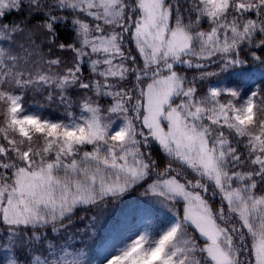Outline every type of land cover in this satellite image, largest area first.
I'll return each instance as SVG.
<instances>
[{
	"label": "trees",
	"instance_id": "obj_1",
	"mask_svg": "<svg viewBox=\"0 0 264 264\" xmlns=\"http://www.w3.org/2000/svg\"><path fill=\"white\" fill-rule=\"evenodd\" d=\"M103 1L94 6V0H0L3 254L13 252L24 264L33 253L41 258L65 254L64 245L97 255L104 237L90 232L89 214H100L126 196L151 195L149 179L164 175L202 196L216 223L238 239L240 262L248 251L251 264L255 242L264 238V170L251 166L254 157H264V0H159L158 31L147 42H140L136 33L145 0H114L112 6ZM173 35L185 39L182 50L172 52H179L176 57L166 52ZM153 42L157 50L147 52ZM176 59L189 65L169 70L179 89L168 103L203 133L218 181L163 149L143 130L136 106L143 105L146 80L137 74ZM114 64L123 73L107 74ZM122 103L123 116L133 122L128 135L137 143L124 138L113 145L104 137L67 143L54 130L64 127L80 137L90 109L108 120L122 119L111 113ZM220 108L228 119L236 113L241 121L224 123ZM118 127L103 129L112 136ZM131 161L135 172L145 175L141 180L124 170ZM32 172L47 173L50 185L40 195L18 194L19 183ZM105 180L125 188L113 195L96 194ZM251 200L259 201L257 214ZM176 208L181 217L182 206ZM8 239L12 242L4 241Z\"/></svg>",
	"mask_w": 264,
	"mask_h": 264
},
{
	"label": "rangeland",
	"instance_id": "obj_2",
	"mask_svg": "<svg viewBox=\"0 0 264 264\" xmlns=\"http://www.w3.org/2000/svg\"><path fill=\"white\" fill-rule=\"evenodd\" d=\"M104 3L112 6L114 0H104ZM159 3V0H148L147 3L145 0L141 6L143 14L136 32L140 42H147L152 36H156L154 32L158 31ZM173 38L175 41L167 44L166 52L176 57L179 52H172L175 48L176 51H181L185 46V39L181 35H173ZM154 44L155 42L151 44L147 52L151 51ZM152 50L157 48L154 47ZM188 65L189 61L186 59L166 60L151 70L137 74L139 80L142 79L141 76H145L146 81L141 88L143 105L139 107L135 104V106L141 109L143 130L146 129L145 132L151 133L163 149H168L191 166H199L218 181L215 160L212 158L203 133L183 121L180 115L181 110L172 107L174 104L170 106L168 103L179 89V84L177 85L174 77L175 72L170 73L169 70L173 67H177L178 70L184 69ZM119 67L114 64L112 68L106 70V73L111 75L123 73L122 69L121 72L118 71ZM85 98L89 99V96L85 95ZM118 102L119 100L116 99L114 105ZM85 105L90 104L85 102ZM87 108L90 107H85ZM111 113L123 118L108 120L97 109H90L87 112L88 115L84 117L88 127L80 134V137H72L64 127L54 128V130L60 138L66 137L67 143L79 138L94 140L103 137L105 141L111 139L113 145L115 141L122 143L124 138H127L131 144L137 143L134 137L128 135L133 122L130 118L123 116V103L114 108ZM218 113L224 123L233 124L241 121L236 113L229 119L223 109L220 108ZM244 113H246L245 110ZM123 119L126 121L120 124ZM104 125L108 128L119 127L117 131L111 132L113 135L110 136L108 129H103ZM140 136L143 140L147 139L145 134ZM135 149L137 148L130 151ZM251 166L253 169L260 167L264 170V157H254L251 160ZM124 170L133 173L135 180H141L145 176L139 169L135 172L132 161L126 164ZM27 174H29L27 179L19 183L18 194L34 196L38 193L40 195L42 188L50 185L47 173ZM34 178L43 179L46 182L34 180ZM149 180L146 188L151 195L139 199L126 196L117 200L116 204L102 209L100 214H89L93 226L90 232H94L96 237H99V233L101 237H104L102 244L94 251L97 255H89L83 248L71 250L70 246L64 245L65 254H58L53 258L44 255L43 259L35 255L31 264H247L248 251H246L245 262L241 263L237 250L238 239L216 223L208 203L198 192L169 176L161 175V178L151 177ZM103 182L104 187L101 186L96 194L101 191L99 194L113 195L125 188V186L121 188L115 182L112 184L109 180ZM93 185L89 183L88 187L92 188ZM45 197H48V193H45ZM251 202L257 214L259 201L251 200ZM46 203L51 205L55 202ZM58 206L63 208L66 204L59 203ZM177 206H182L181 217L177 212ZM246 213L247 210H244L243 214ZM100 226L102 230L98 231ZM4 241L12 242V239ZM250 261L251 264H264V238L255 242ZM0 264L24 263L19 262L13 252L9 255L3 254L0 246Z\"/></svg>",
	"mask_w": 264,
	"mask_h": 264
}]
</instances>
